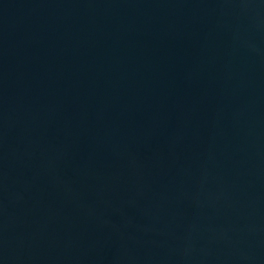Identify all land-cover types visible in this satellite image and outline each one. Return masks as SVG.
Masks as SVG:
<instances>
[{"label":"water","instance_id":"1","mask_svg":"<svg viewBox=\"0 0 264 264\" xmlns=\"http://www.w3.org/2000/svg\"><path fill=\"white\" fill-rule=\"evenodd\" d=\"M0 264H264V0H0Z\"/></svg>","mask_w":264,"mask_h":264}]
</instances>
